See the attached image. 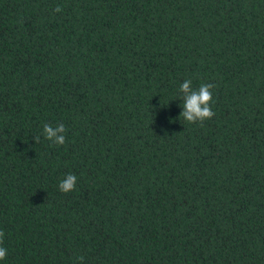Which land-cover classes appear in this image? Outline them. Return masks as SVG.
<instances>
[{"label": "trees", "instance_id": "obj_1", "mask_svg": "<svg viewBox=\"0 0 264 264\" xmlns=\"http://www.w3.org/2000/svg\"><path fill=\"white\" fill-rule=\"evenodd\" d=\"M0 231V264H264V0H0Z\"/></svg>", "mask_w": 264, "mask_h": 264}, {"label": "clouds", "instance_id": "obj_2", "mask_svg": "<svg viewBox=\"0 0 264 264\" xmlns=\"http://www.w3.org/2000/svg\"><path fill=\"white\" fill-rule=\"evenodd\" d=\"M55 12L60 13L63 9L58 5ZM192 81L185 80L180 85V99L183 100L182 109L180 117L188 123H203L206 120H210L214 117L215 113L212 110L211 105L213 101V92L215 85L212 83L201 84L198 89L192 88ZM67 129L64 124H59L57 126H52L51 124H44L43 133L47 140L51 141L55 145H64L66 142L65 133ZM36 142L39 141V137L34 138ZM77 177L76 175L69 173L66 177L60 181L58 187L63 193H69L76 190ZM4 232L0 231V260H4L7 257V249L2 246ZM81 262L84 257L78 258Z\"/></svg>", "mask_w": 264, "mask_h": 264}]
</instances>
